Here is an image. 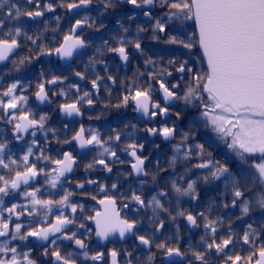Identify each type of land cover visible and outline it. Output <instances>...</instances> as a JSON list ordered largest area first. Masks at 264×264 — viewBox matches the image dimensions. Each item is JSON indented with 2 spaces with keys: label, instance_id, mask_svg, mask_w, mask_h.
Masks as SVG:
<instances>
[{
  "label": "snow or ice",
  "instance_id": "obj_1",
  "mask_svg": "<svg viewBox=\"0 0 264 264\" xmlns=\"http://www.w3.org/2000/svg\"><path fill=\"white\" fill-rule=\"evenodd\" d=\"M96 3L0 0V264H264V0ZM126 6L112 28L90 14ZM102 89L103 131L82 111Z\"/></svg>",
  "mask_w": 264,
  "mask_h": 264
},
{
  "label": "flooded vegetation",
  "instance_id": "obj_2",
  "mask_svg": "<svg viewBox=\"0 0 264 264\" xmlns=\"http://www.w3.org/2000/svg\"><path fill=\"white\" fill-rule=\"evenodd\" d=\"M93 7H94V9H95V8H100L101 5L97 4V3H96V0H93ZM126 11H127V6H126L125 8H119V9L113 10V11L110 12V14H106V16H105V17H102V18H101V17H97V12H96L95 10L92 11L90 14H91V16H92L94 19H97L98 21H99V19H104V20H105L106 28H112V27H114V25H115V19H116L118 16L123 15ZM57 14H60V10H59V9H57ZM137 23L143 25V24H144V19H143L142 17H139V16H138L136 22H134V23L131 24V29H130V31H131L133 34H134V32H135V28H136V24H137ZM126 24H127V22H126ZM101 35H103L105 38H107V32L104 31V30H102V31L99 32V33H95V32H93V31L89 30V31L86 33V37H87V36H93V37H96V38H97V39H96V44H97V45H99V44L101 43V40L98 38V37H100ZM143 35H150V33H144ZM143 43H144V45H147V46H148V47L145 49L146 51H148V48H151V49L153 50V52H157V53H159L161 56H164V62H165V64H166L167 59H168V55H167V53L169 52V48H170V46L164 44L163 41L155 42V41H151L150 39L145 40ZM94 51H95L94 48H93V49H89V50H88V54L91 55V54L94 53ZM150 54H151V53H150ZM87 58H88V57L85 56V57L83 58L84 61H87ZM153 58L155 59L156 57L153 56ZM46 59H55V58H54V57H50V58H46ZM105 59L107 60V62L109 63V65H113V64H114V65H116V66H119V64H120L119 58L116 57L115 54H107V53H106V54H105ZM61 63H62V62H61ZM138 63H142V61L139 60V59H134V60L132 61V64L130 65L129 69L127 70V72L121 71V72H120V76H121V77H123V76H125V75L131 76L132 71L135 69V66H136V64H138ZM66 66H67V65H66ZM79 66H80V61H77L76 64L73 65V67L77 68V70H80V67H79ZM102 67H103L102 65H98V66H97L98 70H100ZM38 70H39L38 66H37V65H34V66H33V69H32V72H38ZM110 71L115 75V69H114V68H111V67H110ZM141 71H143V68H141ZM100 75H104L103 71H100ZM29 76H30V78L34 79V76L31 75V72L29 73ZM71 79H72V78L69 77V80H71ZM81 86H82V87H90L88 81H84V82H82V85H81ZM106 96H107V93L102 89V90H101L100 97H99V101H97V103L95 104L94 108H93L91 111L88 110L87 106H85V108L82 109V111H84V113H85V115H84V117H83V123H84L85 125L91 124V125H93L94 127H98V128H100L101 131H103L104 128L107 127L109 123H111L113 127H116V126H117V119H118L119 114H118L117 110L114 109V108L107 110V111L105 112V115L101 116L100 119H98V120L96 119V116L100 115V113H101L102 111H105V109H104V104L107 103ZM115 102H116V101H115V94H114L113 103H115ZM51 107H52V108H56L55 103H53V105H52ZM44 110L47 111L48 109L45 108ZM89 115L92 116V119H91V120L88 119ZM127 115H128V117L130 118L132 114H131V113H128ZM60 119H61V117L59 116L58 111L55 112V113H53V120H52V122L54 123V125H55L57 128L60 127V125H59V123H58V121H59ZM74 119H76V120H80L81 118L76 117V118H74ZM120 119H123V117H120ZM65 122H67V121H65ZM135 122H136V121H133V123H135ZM0 126H2V125H0ZM120 126L122 127L123 125L121 124ZM141 127H144V125H141ZM141 135H143V134L141 133ZM157 143H159L158 140H157ZM56 147H62V145H60V146L55 145V144L52 145V148H53V155H55V148H56ZM164 147H165V145L162 144V145H161V148H164ZM146 148H148V145H146ZM145 154L147 155L148 153L146 152ZM171 155H172V153H171L170 151H168V152H167V157H170ZM213 155H214V156H217V157L219 156V154H218V153H215V152L213 153ZM161 162H162V164L164 163V159H163V158H162V161H161ZM119 167H121V168H126L127 165H122V166H119ZM178 167H183V165H179ZM82 175H83V171H82V169H81V170L78 172V174H77V179H79V177L82 176ZM96 175L98 176V175H100V174L97 173ZM165 175H166V174H165ZM113 178H114V177H113ZM89 203L91 204V202H89ZM186 205H187V203H186V199L184 198V201H182V206H183L184 208H187ZM150 217H151V211L149 210V211H148V214H147V217L142 216L141 218L147 220V219L150 218ZM176 223H179V224L181 225L180 231H181V235H182L183 238H184V241H187V240H188V237L191 235V236L193 237L192 242L195 243L196 241H198L199 236H200L201 234H203V229H202V227L199 228V229H195V230H193L192 233H189V232L187 231V228H186V221H184L183 219H179ZM165 224H166V229H168V230L165 231V233H164L165 236H171V235H173V234H174V230H175V225H174V224H169V222H168L167 220L165 221ZM145 227L150 229L152 226L146 224ZM184 241H182L183 246H184V247H187V244L184 243ZM96 243H97V242L94 240V241H93V244H96ZM107 247H108V248H111V247H113V245L110 244V245H108ZM115 247H117V249H119V248L121 247V245H120V244H117V245H115ZM124 247H128V245L126 244V245H124ZM128 250L131 251L132 249H131L130 247H128ZM106 258H107V257H106ZM121 264H123V261H122V260H121ZM157 264H159V259H158V261H157Z\"/></svg>",
  "mask_w": 264,
  "mask_h": 264
},
{
  "label": "trees",
  "instance_id": "obj_3",
  "mask_svg": "<svg viewBox=\"0 0 264 264\" xmlns=\"http://www.w3.org/2000/svg\"><path fill=\"white\" fill-rule=\"evenodd\" d=\"M219 159H221V162H223V158L222 157H220ZM199 190H200L201 197H202L201 203H203L204 200L210 199L212 196H217V197L219 196V192H214L211 188H208V187L201 186ZM185 199L187 201L188 198H185ZM193 204H195V202H193ZM186 206L188 208L191 205H189L187 203ZM200 210H203V208L201 207ZM223 211H227V210H223ZM228 212H230V211L228 210ZM235 214H236V216L239 215V210L238 209H237ZM236 223H238V221ZM236 223L233 224V227H236Z\"/></svg>",
  "mask_w": 264,
  "mask_h": 264
}]
</instances>
